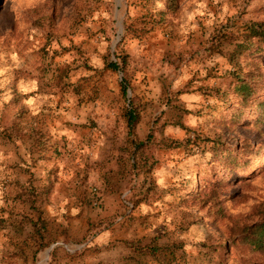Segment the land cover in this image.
I'll list each match as a JSON object with an SVG mask.
<instances>
[{
	"label": "rangeland",
	"instance_id": "obj_1",
	"mask_svg": "<svg viewBox=\"0 0 264 264\" xmlns=\"http://www.w3.org/2000/svg\"><path fill=\"white\" fill-rule=\"evenodd\" d=\"M262 20L264 0H0V264H264L233 239L264 204V53L238 64L214 48ZM240 70L255 75L248 103L229 86ZM130 100L150 172L131 165ZM211 181L219 205L192 202Z\"/></svg>",
	"mask_w": 264,
	"mask_h": 264
},
{
	"label": "trees",
	"instance_id": "obj_2",
	"mask_svg": "<svg viewBox=\"0 0 264 264\" xmlns=\"http://www.w3.org/2000/svg\"><path fill=\"white\" fill-rule=\"evenodd\" d=\"M166 6L168 11H176L177 0H166ZM217 39L218 41L214 45L215 50L217 52H221L228 58L230 62L240 64L242 55L247 52L257 53L258 51H261L264 53V20L249 23L246 27V30L243 31L239 36H236L233 31L229 30L223 31L222 34L218 35ZM228 46L230 48L227 49L226 47ZM108 65L113 70H123V66L121 67L117 61H109ZM254 78L255 75L245 77L243 71L241 70L234 72L231 75L229 86L239 101L248 103V101L251 100V98L255 95L253 88ZM121 85L122 90L126 94L128 88L130 87L129 83L127 80L123 79ZM217 92L220 96L226 95L220 88L217 89ZM261 103L262 101L260 99H256L253 104L257 106V109L260 110L261 113H264V107L259 106ZM172 108H174L175 115L170 123L172 125L187 129L188 127L185 125L184 119L188 114L191 113V111L182 105H172ZM237 109L241 110L240 108ZM232 112H235L234 115L239 117V114L236 110H233ZM124 117L129 130L128 134L131 145V165L134 169L140 172H150L153 170L154 165L157 162L155 153L150 149V146L153 143V136L148 135L146 139H141L139 137L136 127L140 121V109L137 108L133 100H130L129 104L126 106ZM218 149L221 150L222 147H219ZM221 152L224 154L223 151ZM228 155L229 153L226 154L227 157ZM229 162L231 161H228L225 164L228 165ZM201 173L203 178L209 177L210 180L212 179V171L210 172V168L207 165L199 169V174ZM209 186L211 189L208 192H201V186L198 188L200 190L193 192L191 195L192 202H201L200 200H205V202H207L205 204L212 205L213 203V205H219L220 199L217 196L212 195V181L209 183ZM47 193H49V190H47ZM39 196L40 195L36 196L35 191L28 192V202L30 203V206L36 211V215H34L35 217L33 215L28 217L24 216V219L31 224L33 230L32 235L35 240L39 243H42L47 238L46 233L49 230V219L44 214V210L41 207L42 204L37 205ZM39 201L42 203L43 198L41 197ZM233 239H239V241L244 244L255 246L261 251H264V204L259 210H257V219L251 223L242 225L240 232L233 235Z\"/></svg>",
	"mask_w": 264,
	"mask_h": 264
}]
</instances>
